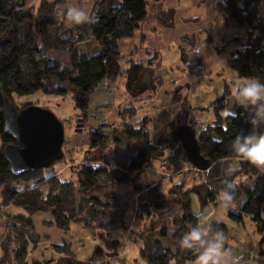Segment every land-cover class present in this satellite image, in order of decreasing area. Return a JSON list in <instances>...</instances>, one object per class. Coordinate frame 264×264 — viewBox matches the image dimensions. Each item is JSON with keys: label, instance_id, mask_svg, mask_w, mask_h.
Here are the masks:
<instances>
[{"label": "trees", "instance_id": "trees-1", "mask_svg": "<svg viewBox=\"0 0 264 264\" xmlns=\"http://www.w3.org/2000/svg\"><path fill=\"white\" fill-rule=\"evenodd\" d=\"M36 1L34 6L25 0H0V207L10 209L3 216L5 234L0 241V264H27L30 248L36 245L31 220L36 214L49 215L53 221L48 225L62 233L69 232L73 225H80L94 230L104 240L109 226L118 220L108 218L111 210L118 207L114 187L137 180L153 161L159 162L162 176L171 179L188 164L172 133L180 126L193 130L188 113L178 112L170 123L169 134L152 141L146 132L149 118L137 122L136 111L129 106L149 91L137 94L134 86L142 73L151 75V60L158 56H152L145 63L128 61L122 69L119 43L134 37L147 19L150 3L163 0H94L89 14L92 22L72 25L58 18L55 12L67 0ZM214 10L226 28H241L243 35L233 37L220 47L213 45L205 30L196 35V40L204 36V43L218 56L229 49L226 67L237 79L253 77L264 83V0H215ZM175 15V10L169 8L160 11L156 20L162 29L172 30ZM89 40L95 43L97 52L86 56L79 52V47ZM50 53L67 55L68 64L62 66L47 56ZM121 77L124 92L130 99V104L117 110L122 124L119 128L101 125L87 131L88 147L84 152L87 159L74 162L68 168L75 174V182L60 181L59 173L50 171L52 166L18 177L10 172L3 151L7 146L19 147V144L4 134L6 109L10 106L13 112L19 113L31 106L16 107L13 105L16 97L37 92L64 96L69 86L74 90L75 107L85 128L93 93L101 85L115 84ZM151 79L152 90L155 85L152 76ZM231 87L223 86L220 97L210 106L211 122L199 133L194 132L201 157L210 163L209 170L193 172L187 188L183 183L173 184L163 193L160 182L135 188L132 219L140 227L132 236L139 245V258L144 264L194 263L193 254L178 245L184 233L198 224L192 212V199H196L201 211L220 206L217 196L226 179L235 184L234 207L224 210L227 219L240 227L245 221L253 225L259 237V249L252 264H264V174L242 161L232 177L224 175V168L233 156V139L251 131L249 114L234 104ZM181 90L177 89L174 94L180 95ZM124 146L130 153L120 166L115 162L111 166L105 157L89 161L95 152L102 155L111 149L115 154ZM63 160L64 155L60 161ZM46 171L51 173L47 176ZM97 189L105 191V201L92 194ZM210 223L230 237L225 224H217L216 220ZM104 242L111 251L113 242ZM50 249L57 257L42 264H87L74 258L66 243L50 244ZM114 251L110 256L116 258Z\"/></svg>", "mask_w": 264, "mask_h": 264}, {"label": "rangeland", "instance_id": "rangeland-1", "mask_svg": "<svg viewBox=\"0 0 264 264\" xmlns=\"http://www.w3.org/2000/svg\"><path fill=\"white\" fill-rule=\"evenodd\" d=\"M25 1H27L30 5H37L36 0ZM191 1L192 0H163L158 3H150L147 7V19L141 25V29L136 31L134 37L131 40L120 42L119 51L121 55H125L128 47L132 46V53L134 56L136 55V57H142L146 51L148 54L150 53V56L147 55L149 58L154 56V53H157L159 58L155 59L154 61L151 60V76L153 78V83L156 84V82H158L157 77L160 73H162L161 77L163 81L160 83L158 82L157 84L162 85L163 82L166 83L167 88L164 90V92H174L179 89V87H183L182 91L180 92L182 101L178 104L180 108L178 112H181V114L187 112L189 115V120L192 121L194 132L199 133V131L212 120L213 115L210 106L220 97L223 83L225 82L227 85L233 86V80L229 76H226V71L220 72L219 74H210L203 70L195 71L191 66L190 68L182 66L180 69L179 67L183 65L184 62L182 61L181 51L179 50L178 46L167 41L166 37H161L160 33L154 31L155 29H158L155 19L156 14L159 12V10H162L163 7L170 6L183 8L185 10L191 9L192 17H194L193 13H195L197 16L202 15L199 16L200 19H203L207 22L212 21L210 23V29L207 31V33L210 31L208 34L211 36L213 41L212 43L216 47H220L223 43H226L235 36L243 35V29L238 27L226 28L224 26L220 15H218L214 9L210 10L208 5L211 1L212 3H215V0H206L207 5L203 9L192 7ZM73 2H75L79 7L83 8L85 11L89 12L91 11L94 0H73ZM200 24L201 21H199V25ZM199 25H195L193 22L190 23L186 28L190 31H194L195 27L197 29ZM140 32H142V34ZM156 33L157 36H155ZM141 35H143L142 38ZM165 35L167 36L168 33ZM144 37L145 40L141 45L142 39ZM95 46V43L92 40H89L87 44L80 45L79 52L86 56H91L97 52ZM151 49L155 51L153 52ZM228 51L229 49H226L225 53L219 57L220 60H222L224 57L227 58ZM47 56L58 60L62 66H66L68 64L67 55L50 53ZM125 65L127 64L125 63ZM121 68L123 69L125 66L121 65ZM189 70H191V72H189ZM178 71H180V74H178ZM231 74L234 73L232 72ZM175 76L181 79L177 80L180 82L174 87L170 81L175 78ZM123 79L124 78L122 77L119 78L115 82L114 87L123 82ZM102 86L105 87L107 85ZM110 86L111 85L107 86V88ZM67 87L69 90L64 96L46 95L42 92H37L29 96L16 97L13 105L18 108L31 105L46 109L62 123L64 128V143L62 147L64 160L53 164L50 171L53 170V172H58V178L62 182H75V174L71 170H68V168L72 166L74 162L77 164L87 159V156L84 154L88 147L87 131L96 127H100L101 125H111L112 127L119 128L122 124V121L117 116V110L119 107L126 106L127 103L130 102V99L125 93H122L123 95L125 94L124 99L122 100L123 97L119 99L121 89L118 90L119 87H112V89L109 91L112 97L109 95L106 96V92H103V94L106 99L118 98L117 102L113 100L112 105L104 107L105 104H109V101H104L101 98L100 101L103 107L98 108L99 101L97 102L96 100L100 96L99 88L90 98L86 119L88 122L85 128L83 126L81 131L77 132L76 125L78 120H80V113L75 107L74 90L69 86ZM107 88L105 87L104 89L107 91ZM148 90L149 91L147 92H150L151 88ZM145 93L142 95L143 97L139 96L138 98H146L147 94ZM147 102L149 103V101ZM132 104L135 105V103ZM129 106H131V104ZM154 110H156L158 113H155ZM163 113L164 118H161L158 115H162V113L153 107V102L149 103V122L147 124L146 132L152 141L158 137H166L169 134L170 123L174 117L172 116L170 109L165 110ZM143 118V116H140L136 121L140 122ZM81 124L83 125L82 121ZM129 153L130 152L125 146L117 150L115 154L112 153L111 149H108L102 155L99 152L93 153V156L89 161H98V159L101 157H105L111 166L115 163L120 166ZM166 154L168 155L169 153ZM182 167L183 169L180 172L175 173L171 179H169L164 175L162 176V174L155 172H160L159 162L153 161L148 169L142 171L139 174L137 180H134L128 184H117L114 187V193L117 195L119 200L117 202L118 207L114 210H111L108 218L109 220H112L113 218L118 220L109 226L107 231L108 235H106V238L104 239L105 241L113 242V249L110 251L108 249L107 243H105L100 237H97L94 230L85 229L80 225H73L69 230L70 234H68L69 232L64 233L68 234V238L67 241L63 243H66L70 246L71 252L74 251V253H72L74 258L87 264H144L139 258V245L134 241L132 236V232L134 230H138L140 227V224L132 219V209L136 207V195L134 192L135 188L138 186L151 185L152 183L158 182H160V189L163 193H166V191L173 184L183 183L184 187L187 188L189 185H191L193 175L196 170L186 163ZM50 171H46L44 174L48 176L51 173ZM188 172L191 174H188ZM104 192L105 191L103 189H97L93 190L92 194L105 201L106 196ZM192 201V212L194 215L196 212H204L208 216L209 222L211 220H215V217L218 215L224 217L223 221L221 222L227 226L230 232V237L225 244L227 250H231L236 254H258L259 237L254 233L253 225L249 221H245L244 225L241 227L237 226L227 219L224 210L220 209V206L208 207L207 209L201 211L198 207L196 199L193 198ZM32 218L31 220L33 224ZM1 223H3V217L1 218L0 224ZM48 223L49 222L44 221L42 227L44 229H48V227L51 228ZM198 223L202 222L198 221ZM121 225L126 228V231L123 227H121ZM56 230L54 228L53 231L48 233L49 235L47 236H49L50 239L47 240L41 238L39 242H36V245L30 248L27 257V264H42L57 257V255L50 249V244L58 243L60 241V236H62V233H60L61 231L58 230V232ZM240 232H244V237L239 239L238 234ZM34 235L38 236L35 230ZM31 239L34 241V238ZM113 251L117 254L116 258L110 256V253Z\"/></svg>", "mask_w": 264, "mask_h": 264}, {"label": "clouds", "instance_id": "clouds-1", "mask_svg": "<svg viewBox=\"0 0 264 264\" xmlns=\"http://www.w3.org/2000/svg\"><path fill=\"white\" fill-rule=\"evenodd\" d=\"M55 12L70 25L92 22L89 13L73 0H67ZM232 101L247 110L251 131L233 139V156L224 168V175L232 177L239 171L242 161L264 172V83L253 77L236 80ZM234 188V182L226 179L217 196L220 209L226 211L234 207ZM195 215L202 223L191 226L178 241L181 250L193 254L194 264H248L240 255L225 249L228 236L219 227L212 226L206 213L196 212ZM223 219L221 215L215 217L217 224Z\"/></svg>", "mask_w": 264, "mask_h": 264}, {"label": "crops", "instance_id": "crops-1", "mask_svg": "<svg viewBox=\"0 0 264 264\" xmlns=\"http://www.w3.org/2000/svg\"><path fill=\"white\" fill-rule=\"evenodd\" d=\"M191 3H192V7H197L199 9H203L207 5L206 0L203 1V2L201 0H192ZM208 5L210 7V10L214 9V2L212 3V1H211V2H209ZM169 8H172V9L175 10V14L176 15H175V21H174V28L172 30H164V29H162L159 26V24H158V22L156 20L158 29H155L154 31H157V33L161 34L160 35L161 37H166L167 41H169L172 44L178 46L179 50L181 51L182 61L184 62L183 65H181L179 68L181 69L182 66H184V67L186 66V68H190V66H191L193 68V70H195V71L203 70V71H207L210 74L211 73L219 74L220 72L226 71V76H229L233 80L232 81L233 83L236 80H238L237 76L235 74H231L232 72L230 70H228L227 67H226V59L228 58V56H227V58L224 57L222 60H220V58H219L220 56H218L215 53V51H213L212 47L210 45L204 43V41H203L204 40V36L201 37V39L199 41L196 40V38H197L196 35L199 32L204 31V30L208 31L210 29V26H211L210 23L212 21H208V22L204 21L203 19H200V17H199V16H202V15L197 16L195 13H193L194 17H192L191 16V9H186L185 10V9L179 8V7H170V6L168 7V6H166V7H163L162 10H166V9H169ZM162 10H159V12L162 11ZM158 13L156 14V17L158 15ZM156 17H155V19H156ZM208 20H210V19H208ZM199 21H201L200 25H199ZM193 22L195 23V25H199V27H197V29L195 27L194 31H190L186 27L190 23H193ZM140 29H141V26H140ZM140 33L142 34V32H140ZM157 33L155 34V36H157ZM166 33H168L167 36L165 35ZM142 36L143 35H141V38H142ZM144 40H145V37L142 39L141 45L144 42ZM141 45H140V47H141ZM152 51L154 52L155 50H152ZM153 52H151V53H153ZM149 54L146 51L143 54L142 57H136V55L134 56L133 53H132V46H130V47H128L127 52L125 53V55H121L122 56L121 65L125 66V63L128 62V61H133V62H136V63H145L149 59V57H148V56H150ZM154 55H157V53H154ZM158 58H159V56H158ZM210 71H212V72H210ZM178 72H179L178 74H180V71H178ZM189 72H191V70H189ZM161 74L162 73H160L159 76L157 77V81L159 83L163 81V79L161 77ZM178 79H181V78H178V77L175 76V78H173L170 81V83L173 84L174 87H175V85L180 82V81H177ZM158 82H156V84H154L155 85V89H152L150 92L145 93V94H147L146 98L145 97L142 98V99L137 98L136 100L132 101V103H135V105L134 104H131V105L134 107V109L136 111V118L137 119L140 116L148 117L149 103H152V102H153V107L162 113V115H158L161 118L162 117L164 118V113L163 112L165 110L170 109L171 112H172V116L173 117L179 111L180 108H179L178 104L181 103V101H182L181 95H178V96L175 95L174 94L175 91L174 92L172 91L170 93L169 92H164V90L167 88L166 83L163 82L162 85H158L157 84ZM121 83L118 84L116 87H119L118 90L121 89V93L119 94V97H120L119 99H121L123 97L122 98V100H123L125 94L123 95L122 93H125V92H124L123 82H121ZM225 84L226 83L224 82L223 85H222V89H223V86ZM105 87L107 88V86H105ZM105 87L101 85V86H99L96 89V91H97L100 88V90H99V95L100 96L96 100L97 102L99 101L98 102L99 103L98 108H102L103 107V105H101V101H100L101 98L104 101H109V104H105L104 107L112 105L113 100H115V102H117L118 98H116V99H111V98L110 99H106L104 94H103V92L104 93L106 92L107 93L106 96L109 95V96L112 97V95H111V93H109V91L112 89V87L116 88V87H114V84L111 85L110 87H108L107 91L104 89ZM179 88L182 89L183 87H179ZM222 89H221V93H222ZM147 101H149V103ZM154 112L158 113L156 110H154ZM155 172L158 173V174H161V172H159V171H155ZM261 173L264 174V172H261ZM9 211H10L9 208L1 209V207H0V215H1L0 216V222H1V218L3 216H5V212H9ZM32 219H33V228H34L35 232L38 234V237H39V239L37 241L39 242L41 240V238L47 239V240L50 239V237L47 236V235H49L48 233H50V231H53L54 228H52V227L49 228L48 227V229L47 228L44 229L42 227L43 226L42 224H43L44 221L52 223V221H53L52 218L50 216H46L44 214H36V215L33 216ZM56 231H58V230H56ZM60 233H62V232H60ZM4 234H5V226H4V220H3V223L0 224V241L3 238ZM68 234H70V232ZM68 234L62 233L61 234L62 236H60V241L59 242L58 241H54V242H58V243H52V244L60 245L61 243L67 241ZM238 237H239V239L244 237V232H240L238 234ZM225 249H226V247H225ZM73 253H74V251H73ZM238 255H244V254L238 253ZM246 256H250L252 259L254 257L257 258V255H249L248 254ZM260 261H262V260L260 259ZM190 264H194V263H190ZM250 264H252V262Z\"/></svg>", "mask_w": 264, "mask_h": 264}, {"label": "water", "instance_id": "water-1", "mask_svg": "<svg viewBox=\"0 0 264 264\" xmlns=\"http://www.w3.org/2000/svg\"><path fill=\"white\" fill-rule=\"evenodd\" d=\"M243 16H246V12ZM151 83V75L144 72L139 76L134 91L141 94L150 88ZM82 127L81 120H78L76 131L80 132ZM3 129L5 135L19 144V147L7 146L3 151L10 172L14 176L47 170L62 159L64 128L48 110L28 106L19 113H15L10 106H7ZM172 138L179 143L183 158L190 166L198 172L209 170L210 163L201 157L195 133L191 127L176 128ZM38 239L39 237L36 236L35 242Z\"/></svg>", "mask_w": 264, "mask_h": 264}, {"label": "built area", "instance_id": "built-area-1", "mask_svg": "<svg viewBox=\"0 0 264 264\" xmlns=\"http://www.w3.org/2000/svg\"><path fill=\"white\" fill-rule=\"evenodd\" d=\"M244 261L248 262L250 264L252 262V258L250 256L240 255Z\"/></svg>", "mask_w": 264, "mask_h": 264}]
</instances>
